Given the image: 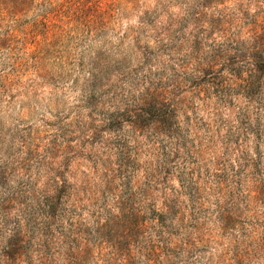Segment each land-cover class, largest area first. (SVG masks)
<instances>
[{
  "label": "rangeland",
  "instance_id": "374dc122",
  "mask_svg": "<svg viewBox=\"0 0 264 264\" xmlns=\"http://www.w3.org/2000/svg\"><path fill=\"white\" fill-rule=\"evenodd\" d=\"M153 102L170 129L137 123ZM124 149L170 213L156 255L151 229L118 251L108 225ZM65 183L89 249L46 264H264V0H0V209L15 220ZM10 233L0 264H26L3 257Z\"/></svg>",
  "mask_w": 264,
  "mask_h": 264
},
{
  "label": "trees",
  "instance_id": "16d2710c",
  "mask_svg": "<svg viewBox=\"0 0 264 264\" xmlns=\"http://www.w3.org/2000/svg\"><path fill=\"white\" fill-rule=\"evenodd\" d=\"M145 113L148 116H144ZM175 115L176 111L171 106L165 105V102H153L148 104L145 112L138 115L137 123L153 121L164 124L167 129H170L171 120ZM175 132L177 133L176 129L169 130L165 136L171 140L174 138ZM131 160V155L124 149L119 153L118 159L112 167L111 180L108 181L109 184L105 190L106 193L113 196V211L109 212L112 216L108 225L116 231H125L121 236L122 246L117 247L118 251H121L123 247L128 251L130 244L143 241L146 238L145 232L151 229L155 234V240L153 239L152 242L159 243L151 248L153 254L156 255V247H161L160 244L166 243L164 236L168 234L170 213L160 212L156 205L149 201L148 188H145L142 185L144 183H140L138 180L137 165ZM74 190L75 185L65 183L60 188L57 185L53 194L45 191L41 199L32 203L29 208L18 210L15 220L14 215L6 207L0 209L2 213H0V232L6 229L11 232L9 241L2 245L3 257L12 258L13 255H21L26 257L24 263L35 264L31 249L28 247L33 240L36 244L34 253L38 254V264H46L50 246H57L60 243L64 244L61 247L68 260H83L89 245L87 248L86 244L81 242L82 236L76 231L73 208H77L81 198L78 191L80 189ZM68 216L72 218L69 222L72 232H67L64 227ZM10 218L14 220L11 225ZM108 225H103L102 233H107ZM62 238L65 241H62Z\"/></svg>",
  "mask_w": 264,
  "mask_h": 264
}]
</instances>
